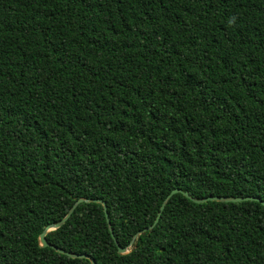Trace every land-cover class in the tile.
<instances>
[{
	"label": "trees",
	"instance_id": "16d2710c",
	"mask_svg": "<svg viewBox=\"0 0 264 264\" xmlns=\"http://www.w3.org/2000/svg\"><path fill=\"white\" fill-rule=\"evenodd\" d=\"M174 189L264 201V0H0V264H91L81 198L96 264H264L259 201L134 240Z\"/></svg>",
	"mask_w": 264,
	"mask_h": 264
},
{
	"label": "water",
	"instance_id": "95a60500",
	"mask_svg": "<svg viewBox=\"0 0 264 264\" xmlns=\"http://www.w3.org/2000/svg\"><path fill=\"white\" fill-rule=\"evenodd\" d=\"M176 194H183L186 198L192 200L194 203L196 204H202V203H206V202H225V203H229V202H244V201H259L263 206H264V201H260L259 199L257 198H254V197H246V198H243V197H208V198H205V199H195L193 197H191L189 195L188 192H184L182 191L181 189H174L168 196L167 198L165 199V201L163 202L162 206H161V210L158 214V217L157 219L155 220L154 224L149 228V229H145L143 231H140L138 232L135 237H134V240L139 237L141 234H143L144 232L148 231V230H152L159 222L160 220V217H161V214L162 212L164 211L165 207L167 206L168 202L170 201V199L176 195ZM91 202H95V203H99L101 205H103L104 207V210H105V214H106V218H107V222H108V225H109V228L112 232V236L114 237V233L112 231V227H111V221H110V218H109V215H108V212H107V206H106V203L102 200H92V199H79L75 202V204L72 206V208L69 210V212L67 213V215L58 223L56 224H52V225H49L46 227L45 231L41 234L40 236V245L42 247H50L52 249H54L56 252L60 253V254H64V255H67L71 258H81V259H88L91 261V264H96L94 258H92L90 255H86V254H83V255H80V254H73V253H70V252H67L61 248H58V247H55L53 245H51L48 240L46 239V236L48 233L52 232V231H56L58 230L59 228H61L62 226H64L66 224V222L71 218V216L73 215V213L75 212L76 208L82 204V203H91ZM134 240L133 242L131 243V245L134 243ZM117 246H118V252L119 254H127L129 252V250L127 248H121L119 246V244L117 243Z\"/></svg>",
	"mask_w": 264,
	"mask_h": 264
}]
</instances>
